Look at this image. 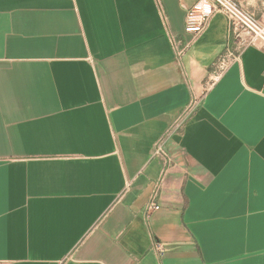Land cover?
<instances>
[{"label": "crops", "instance_id": "1", "mask_svg": "<svg viewBox=\"0 0 264 264\" xmlns=\"http://www.w3.org/2000/svg\"><path fill=\"white\" fill-rule=\"evenodd\" d=\"M196 1L0 0V264H264V47L179 59Z\"/></svg>", "mask_w": 264, "mask_h": 264}, {"label": "built area", "instance_id": "2", "mask_svg": "<svg viewBox=\"0 0 264 264\" xmlns=\"http://www.w3.org/2000/svg\"><path fill=\"white\" fill-rule=\"evenodd\" d=\"M216 14H222L228 21L230 36L237 39L241 48L247 45L264 47V18H257L245 10L235 0H197L186 12L184 36L173 38L172 47L177 57L182 59L193 48L195 40L207 29L211 19ZM242 35L248 37L245 40ZM238 48H229L219 62L216 76L238 58ZM198 103L189 107L182 116L181 123L172 126L165 132L154 148V156L161 159L165 166L171 164L168 142L173 134L180 133L185 122L194 114Z\"/></svg>", "mask_w": 264, "mask_h": 264}, {"label": "rangeland", "instance_id": "3", "mask_svg": "<svg viewBox=\"0 0 264 264\" xmlns=\"http://www.w3.org/2000/svg\"><path fill=\"white\" fill-rule=\"evenodd\" d=\"M245 10L257 18H264V0H235Z\"/></svg>", "mask_w": 264, "mask_h": 264}]
</instances>
